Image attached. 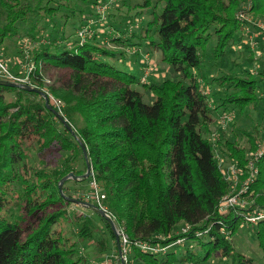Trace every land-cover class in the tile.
I'll return each instance as SVG.
<instances>
[{
  "label": "trees",
  "instance_id": "16d2710c",
  "mask_svg": "<svg viewBox=\"0 0 264 264\" xmlns=\"http://www.w3.org/2000/svg\"><path fill=\"white\" fill-rule=\"evenodd\" d=\"M154 1L163 3L162 11L154 9L152 19L141 22L133 36L148 39L151 50L180 79L148 86L154 98L146 103L138 90L140 78L117 63L126 58V50L98 43L95 30L102 16L89 7H107V0H0V54L2 50L6 57L10 41L20 42L18 51L24 41L33 45L26 66L12 59L5 63L13 61L18 75L32 65L29 86L48 94L75 133L35 90L0 84V264H93L116 248L106 218L70 200L98 205L91 181L105 195L100 204L129 237L126 264H165L177 248L162 257V251L143 252L136 243L163 247L186 236L209 246L206 257L211 249L232 255L228 234L243 218L236 209L220 210L222 197L232 188L217 154L243 166L256 138L244 128L245 141L236 133L231 140L222 131L214 145L212 126L225 110L246 115L245 108L258 106L259 86L241 66L238 74L210 81L202 68L206 62L219 67L228 59L241 32L235 10L245 0ZM249 4L264 19V0ZM152 5V0H142L138 7ZM81 15L91 16L86 24L80 23ZM68 24L76 29L72 46L61 43ZM128 40L111 41L122 46ZM260 43L264 49V40ZM81 142L91 174L65 180L61 193L65 176L86 172ZM258 174L248 193L250 210H264V158ZM180 225L189 232L176 235ZM254 226L264 256V219ZM187 254L188 260L200 262L198 254ZM239 256V264H255Z\"/></svg>",
  "mask_w": 264,
  "mask_h": 264
},
{
  "label": "rangeland",
  "instance_id": "374dc122",
  "mask_svg": "<svg viewBox=\"0 0 264 264\" xmlns=\"http://www.w3.org/2000/svg\"><path fill=\"white\" fill-rule=\"evenodd\" d=\"M107 2V7H101L98 5H96V7H94L95 5L89 7L90 11L92 10L94 13L100 12V16H102L101 19H99V17L97 18L99 24L97 25V28L95 30L100 33V40L98 41V43L102 45H104L105 43L108 49L110 47V49L116 50L117 48L119 49V47H121V49L126 50V58H120L122 62L117 61V63H119L120 67H124L127 69L129 68L134 73V75L140 78L138 90L142 93L143 100L146 103H151L154 96L147 88L148 86H150L151 84H160L167 78L180 79V75L174 72L168 66V64L162 60L160 53L151 50L148 45V39H139V35H137L136 37L133 36V34L138 33L141 22L146 23L147 21H150L152 19V13L154 9L158 13L162 11L163 3L152 0V7L143 10L138 7L142 0H107ZM249 2L250 0L242 1V4L235 10L234 17L240 24L241 32L239 33V37H236L237 39L235 43H232L233 48L232 50H230L228 59H223L219 67H211L210 64L212 63L209 64L206 62L204 63V67L202 68L204 73L207 74V79L210 81V79H212L213 77L222 76L225 73L238 74L240 73L241 66L242 70L250 72L252 74L253 79L259 86V90L257 92V94L259 95L257 96L258 100L255 101L258 106L251 105L245 108L247 112L246 115L241 114L238 112V110H236L237 113L234 112L232 120L225 123L224 125H219V122L215 121L220 115L216 114L217 117L215 118V123L212 126L213 132L217 131L220 136L223 131L224 135H227V137H229L231 140H234L235 133L238 135V140H247V137L242 136L243 128L249 130L253 137L255 136L256 138V147L252 151L246 153V163L243 166L240 165L237 161H228V163L238 164V167L240 168V175L236 184H233L231 181H229L232 188V191L229 192L231 194L237 193L242 187L244 181L250 177V171L247 165L252 156L264 145V50L260 43L261 40H264V19L260 18L259 16H255L252 10L253 4H249ZM78 7L83 10V3L79 4ZM75 9L79 11L77 7ZM100 9L102 10L99 11ZM2 12L3 8L0 7V15H2ZM90 17L91 16L88 17L85 15L84 17L83 15H81L79 17L81 18L80 23L84 22V24H86ZM92 19L96 21V17ZM53 20L56 22V24H62L61 19L55 17V19ZM64 30V36L66 39L61 40V43L66 44L67 46H72V44H74L76 41V29L70 27V25L68 24L64 27ZM101 34H104V36L102 37ZM120 37L126 40L129 39L128 42H126L128 46L126 44L118 46V44L111 41L119 39ZM24 44L26 46H24ZM7 45L10 51L8 50L6 57L1 50V59L3 61L6 62L8 59H12L13 61L17 60V63L19 61L22 67L26 66V64L28 63L27 61L30 62V60H28L29 56L32 55V50L30 49L33 48V45L31 43L29 45L28 43H26V41H24L23 44H21L20 51H18L17 49L20 45V42L14 44V42L10 41ZM27 45L30 47L28 48ZM207 51L211 56V49L208 48ZM13 61L10 60L7 66L14 73L16 72V68H11ZM22 70L23 68H21V71ZM218 105H220V102L218 103ZM221 111H223L222 108L218 110V112ZM225 112H228V110H225ZM217 155L218 157L220 156L219 154ZM217 159L219 161V158ZM222 159L224 160V162L227 161V158L223 156ZM262 159L258 162L259 171L260 162L262 161ZM258 176L249 185L247 192L244 194L246 206L236 210L237 212H239V215H241L240 217L242 218L244 217V213L261 210H250L252 202L249 197L251 193L248 194L253 184L256 183ZM88 186L91 190V185L88 184ZM254 225L256 224L247 222L243 218V223L238 226L236 231L233 234L230 231V233L228 234V240H230V243L233 247L232 255L221 256L218 249L216 251L214 249H211V253L206 257L207 253L210 251V249H208L209 246L201 247V245L198 244L197 241L191 239L189 240L188 238H186V236L184 237L183 243L181 242L179 244H171L166 248V250L162 252L161 256H166L169 252L177 248V251L173 255H171L170 259H168V262H165V264H239V260L241 257L239 255H243L247 259H252L255 264H264V256H262L263 250L260 247L256 236V229L258 228ZM116 227L117 231L119 229H122L117 225ZM184 227V225H180L176 229L175 234H181V229ZM90 246L91 248H89L92 254V245ZM119 248L120 242L119 247H113V249L110 250L107 254H102L104 257L100 255L102 256L101 259L98 260V257L95 258L96 260L95 262H93V264H122L118 250ZM181 249H184V251L187 252H183ZM84 250L87 251L88 248L85 247V249H81L82 252H84ZM188 252H194L195 254H198L197 256L200 259V262L193 263L191 259L188 260ZM182 258L185 259L183 261H180V259Z\"/></svg>",
  "mask_w": 264,
  "mask_h": 264
},
{
  "label": "built area",
  "instance_id": "2783aa9c",
  "mask_svg": "<svg viewBox=\"0 0 264 264\" xmlns=\"http://www.w3.org/2000/svg\"><path fill=\"white\" fill-rule=\"evenodd\" d=\"M83 32H80V35H82ZM263 48V47H262ZM264 50V49H263ZM264 55V52H263ZM32 65H29L27 67V73L25 74H15L13 73L5 63L1 59V54H0V76L6 78L8 81L16 83V84H22V85H29L30 84V76L29 72L32 69ZM234 112H223L221 113L217 119L215 120L216 122L218 121L219 125H224L225 123L229 122L232 120ZM220 136L217 131H214L213 134L211 135V140L213 141L214 145L216 142L219 140ZM264 157V145L252 156L251 160L248 163V168L250 171V177L246 179L240 188V190L237 193L231 194L228 193L225 196L222 197L221 200V206L220 210L221 211H226L229 209H236L238 210L239 208H243L246 206L244 194L247 192L249 185L255 180V178L258 176L259 169H258V162ZM219 166L221 168V171L223 172L225 178H227L228 181H231L233 184H236L238 177L240 175V168L238 167V164L236 163H227L224 162L222 159V156H219ZM226 167V168H225ZM91 186L93 187V192H92V197L95 199L97 202L98 206L107 211V208L103 207L100 202L102 199H104L105 195L100 193L95 182L91 181ZM107 213L112 217V215L107 211ZM243 218L247 222H251L256 224L259 222L261 219H264V210H257L249 213H244ZM113 218V217H112ZM117 230V227H116ZM189 227H184L182 229V233H187L189 232ZM119 234V242H120V249L122 253V257L120 256V260L123 261L126 264L127 261V256L130 253L131 247H130V240L129 237L124 233L122 229H119L118 231ZM200 235V233H198ZM184 237L176 239L174 242L166 245V246H157V245H152L148 244L145 242H138L136 245L141 249L143 252H151V253H156V252H163L166 250L167 247H169L171 244L176 243H183ZM161 247V248H160Z\"/></svg>",
  "mask_w": 264,
  "mask_h": 264
},
{
  "label": "water",
  "instance_id": "95a60500",
  "mask_svg": "<svg viewBox=\"0 0 264 264\" xmlns=\"http://www.w3.org/2000/svg\"><path fill=\"white\" fill-rule=\"evenodd\" d=\"M0 84H7L9 86L21 87V88H24V89H27V90H35L36 92H38L44 98V100H46L45 104H46L47 108L50 109L58 117V119L63 123V125L75 136V133H74L73 129L67 123V121L63 118L62 114H60V112L58 110H56L55 108L52 107V105L50 103V98H49L47 93H45L44 91H42V90H40L38 88L31 87L29 85L16 84V83L9 82V81L0 80ZM80 144H81V148H82L83 155H84L85 162H86V166H87L86 172L82 176H78V177L75 174H73V173H70L67 176H65L59 183V190H60L61 193H63L62 185H63V182L65 180H67V179H77L78 180V179H81L83 177H88L91 174V166H90V161H89V158H88V154L89 153H87V149H86L85 145L82 142ZM70 200L76 201V202H78L79 204H82V205L91 206L98 213H100L103 217H105L106 220L109 222V224H110V226H111V228H112V230H113V232H114V234L116 236L117 246L119 247V234H118V232L116 230V225H115V222H114L113 218L107 213V211H105L104 209H102L98 205L91 204L89 202L77 201L74 198H70ZM118 250H119V255L122 257L121 249L119 248ZM122 264H125V263L122 261Z\"/></svg>",
  "mask_w": 264,
  "mask_h": 264
}]
</instances>
